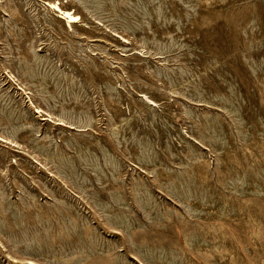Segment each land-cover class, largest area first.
Masks as SVG:
<instances>
[{
	"label": "rangeland",
	"instance_id": "rangeland-1",
	"mask_svg": "<svg viewBox=\"0 0 264 264\" xmlns=\"http://www.w3.org/2000/svg\"><path fill=\"white\" fill-rule=\"evenodd\" d=\"M0 264H264V0H0Z\"/></svg>",
	"mask_w": 264,
	"mask_h": 264
},
{
	"label": "bare ground",
	"instance_id": "bare-ground-1",
	"mask_svg": "<svg viewBox=\"0 0 264 264\" xmlns=\"http://www.w3.org/2000/svg\"><path fill=\"white\" fill-rule=\"evenodd\" d=\"M55 8H57V10L67 19V22H73L78 18L77 15L70 13L69 11H62L59 7L56 6Z\"/></svg>",
	"mask_w": 264,
	"mask_h": 264
}]
</instances>
